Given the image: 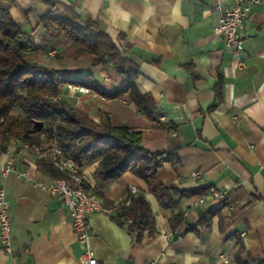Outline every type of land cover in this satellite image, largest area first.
I'll list each match as a JSON object with an SVG mask.
<instances>
[{"label":"crops","instance_id":"obj_1","mask_svg":"<svg viewBox=\"0 0 264 264\" xmlns=\"http://www.w3.org/2000/svg\"><path fill=\"white\" fill-rule=\"evenodd\" d=\"M60 1L101 20L115 40L125 34L133 45L131 57L140 65L136 84L153 95L156 107L147 116L128 95L109 97L127 82L111 64L86 67L104 93L64 84L60 90L67 101L98 122L109 119L142 130L143 145L150 150L176 152L179 163L166 162L158 169L159 179L169 186L236 190L238 205L246 207L230 226L226 221L221 225L220 215L200 223L201 213L217 201L194 207L196 196H187L175 208L184 220L174 226L172 211L159 204L143 178L126 171L100 184L99 161L83 162L90 186L101 190L109 206L125 201L135 187L145 193L156 216L155 229L139 236L113 214L93 213L90 245L97 264H241L238 255L264 259V7L254 6L246 18L245 62L238 66L235 53L215 31L219 6H231L234 0ZM3 4L38 46L50 41L38 26L39 16L49 10L47 3ZM0 152V186L6 188L13 226L11 251L0 241V264H84L85 248L68 210L40 185L55 176L32 150L15 141ZM10 155L16 169L4 174L1 165ZM195 169L200 178L192 175ZM231 212L230 207L222 210L224 217ZM240 240L246 249L241 253Z\"/></svg>","mask_w":264,"mask_h":264},{"label":"trees","instance_id":"obj_2","mask_svg":"<svg viewBox=\"0 0 264 264\" xmlns=\"http://www.w3.org/2000/svg\"><path fill=\"white\" fill-rule=\"evenodd\" d=\"M16 0H0L11 4ZM49 10L39 16L38 26L45 30V37L52 41L55 37H66L73 57L88 56L90 66L114 65L117 73L127 82L111 98L128 95L147 116H152L156 101L150 92H143L136 84L140 76V65L131 57L132 43L124 33L115 40L106 25L90 15L83 16L74 6L64 5L60 0H43ZM50 41L39 46L18 22L10 7L0 5V151H6L14 138L31 145L44 140H53L79 162L98 160L96 175L100 184H105L131 171L143 178L147 190L154 193L159 204L172 211L171 222L176 226L184 218L176 214L179 201L187 196L207 193L209 186L196 189H180L169 186L158 177V169L166 162L179 163L180 157L173 150L153 151L143 145V131L127 125H114L109 119L96 121L88 113L69 103L61 94L64 84L104 93L93 72L86 67L54 68L41 63L38 54L46 50ZM157 62V61H156ZM223 78L217 87L222 91ZM19 109L20 113L14 111ZM45 171L61 177L64 173L52 164L40 159ZM87 187L95 191L111 204L97 187ZM130 203L121 202L112 217L141 236L144 231H153L156 216L150 201L143 191L129 195ZM233 205L231 215L224 217L222 210ZM251 205V204H250ZM248 205V206H250ZM246 207L237 203L236 190H230L227 197L210 209L201 213L199 222L209 223L215 215H220L221 225L234 223ZM245 245L240 240V253ZM241 264H264V259L248 256Z\"/></svg>","mask_w":264,"mask_h":264},{"label":"built area","instance_id":"obj_3","mask_svg":"<svg viewBox=\"0 0 264 264\" xmlns=\"http://www.w3.org/2000/svg\"><path fill=\"white\" fill-rule=\"evenodd\" d=\"M254 6H263L264 0H234L231 6H219V21L215 27L216 33L222 37L225 46L235 53L238 66L244 65L243 52L245 49L246 36L243 28L246 18ZM56 50H51L50 55H54ZM75 88H79L75 86ZM15 142L23 148L30 149L41 160L55 166L64 173L61 177H53L45 181H41L42 185L50 194L55 195L64 204L71 217V224L77 234L78 240L85 248L83 253L84 264H97V259L90 245L91 228L90 217L93 213L101 212L105 214H113L120 203L114 206L106 204L105 200L95 191L87 187L90 185L88 176L82 169V164L77 162L72 155L62 149L56 141L34 144L14 138ZM0 152V161H1ZM2 172L9 174L15 171L14 157L8 156L1 165ZM192 175L196 178L201 177V171L195 169ZM132 190L137 192L138 189L133 187ZM229 189L216 185H210L207 193L198 195L194 198L192 205L199 207L206 204L209 200L220 201L227 197ZM130 203V198L125 201ZM233 209V205L230 206ZM12 213L10 203L7 199L6 188L0 186V241L5 249L11 251L12 243ZM163 233L170 237L169 231L163 230ZM158 264V262H154ZM171 264H179L172 262Z\"/></svg>","mask_w":264,"mask_h":264},{"label":"rangeland","instance_id":"obj_4","mask_svg":"<svg viewBox=\"0 0 264 264\" xmlns=\"http://www.w3.org/2000/svg\"><path fill=\"white\" fill-rule=\"evenodd\" d=\"M0 5H3V2H0ZM51 50H56V53L50 55L49 52ZM72 52L73 50L69 47V40L66 37L61 36L58 40L50 43V46L46 50H41L38 54V59L41 63L54 68L70 69L90 66V59L88 56L85 55L76 59L73 57ZM14 112L20 113L21 111L16 109ZM52 141L53 140H44L42 143Z\"/></svg>","mask_w":264,"mask_h":264}]
</instances>
